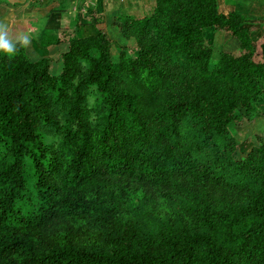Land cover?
<instances>
[{
	"label": "trees",
	"instance_id": "1",
	"mask_svg": "<svg viewBox=\"0 0 264 264\" xmlns=\"http://www.w3.org/2000/svg\"><path fill=\"white\" fill-rule=\"evenodd\" d=\"M119 29L135 55L77 26L58 75L23 42L0 51V264H264V142L238 159L228 132L264 114L252 29L217 0H157ZM210 30L243 53L212 69Z\"/></svg>",
	"mask_w": 264,
	"mask_h": 264
},
{
	"label": "crops",
	"instance_id": "2",
	"mask_svg": "<svg viewBox=\"0 0 264 264\" xmlns=\"http://www.w3.org/2000/svg\"><path fill=\"white\" fill-rule=\"evenodd\" d=\"M217 1L223 13H237L246 20L255 40L264 35V0ZM148 2L150 0H0V29L9 43L23 42L32 60L50 58L58 66L62 53L69 50L66 32H73L77 26L79 35L84 37L97 34L98 29L108 35L116 31L119 37L115 41L119 42L123 39L119 29L122 20L145 15L154 8L146 10ZM153 5L156 6V0ZM89 9H93L92 14L88 13ZM93 16L103 18L104 22L95 27L91 24ZM47 34L60 37L61 43L46 44L44 36ZM262 48L264 61V45ZM62 69L63 66L57 72L61 73Z\"/></svg>",
	"mask_w": 264,
	"mask_h": 264
},
{
	"label": "rangeland",
	"instance_id": "3",
	"mask_svg": "<svg viewBox=\"0 0 264 264\" xmlns=\"http://www.w3.org/2000/svg\"><path fill=\"white\" fill-rule=\"evenodd\" d=\"M152 1L153 3H155V0H150L147 5L145 4L146 10L155 7ZM115 32L116 31H114L111 35H108L113 41H115V39L119 37L117 34H115ZM206 37L209 42H213L212 45L214 47V57L211 64L212 69H214V67L216 66V63L222 53L228 52L235 55H240L243 53L240 46V42L236 38L232 37L228 32L218 31V33L216 34L215 31H210L206 33ZM255 42L257 45L255 60L259 62H264L262 48L264 45V35H261L260 39L255 40ZM120 46H126L129 49L128 55L136 54L137 47L135 39L132 38L128 40L123 37V39H119V42L115 41V44L113 46V56L115 61L120 60ZM55 65H57V63L51 64V72L55 75H58L60 73H58L57 71L58 69L62 68V62L60 61L58 63V66ZM228 132L232 136L234 135L235 139L238 142L236 149V155L238 159H244L251 153L254 148L260 147L261 142H264L262 141L264 140V114H256L255 116L250 118L246 116L244 112H239L237 114V118H235V120L228 126ZM130 182L133 187H138L140 191L144 189L146 191L149 190V192L156 194V198L159 201V205H163L164 195L166 192H168L167 189H163V191L153 192L152 189L147 188L149 183L144 185V181L139 180L138 178H133L130 180Z\"/></svg>",
	"mask_w": 264,
	"mask_h": 264
},
{
	"label": "clouds",
	"instance_id": "4",
	"mask_svg": "<svg viewBox=\"0 0 264 264\" xmlns=\"http://www.w3.org/2000/svg\"><path fill=\"white\" fill-rule=\"evenodd\" d=\"M0 51L6 52L8 54H13L15 52V45L9 43L4 37L3 29H0Z\"/></svg>",
	"mask_w": 264,
	"mask_h": 264
}]
</instances>
